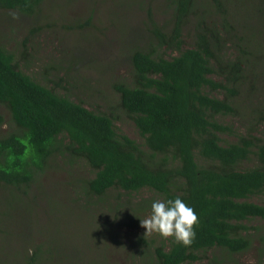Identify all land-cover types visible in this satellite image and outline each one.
<instances>
[{"label":"trees","instance_id":"1","mask_svg":"<svg viewBox=\"0 0 264 264\" xmlns=\"http://www.w3.org/2000/svg\"><path fill=\"white\" fill-rule=\"evenodd\" d=\"M166 2L169 20L154 23L147 40L117 59L131 66L130 78L112 84L108 110L76 98L77 84L95 85L73 75V63L62 77L31 72L20 63L30 54L27 39L20 49L0 41V127L8 124L0 132V183L10 188V204L47 171L64 170L81 183L91 215L112 216L117 229L138 225L153 200L179 196L198 216L191 243L142 234L125 248L128 264H242L237 256L256 240L264 264V226L251 225L264 220V202L253 200L264 194V0ZM43 3L0 0V9L35 16ZM243 10H250L244 20ZM250 22L260 26L258 37L243 32ZM170 49L177 53L167 56ZM120 113L140 140L120 131ZM235 125V139H224ZM80 161L93 173L82 177ZM110 190L118 191L113 199ZM143 190L153 195L130 199ZM101 232L115 231L108 225ZM37 258L34 249L27 264Z\"/></svg>","mask_w":264,"mask_h":264},{"label":"rangeland","instance_id":"2","mask_svg":"<svg viewBox=\"0 0 264 264\" xmlns=\"http://www.w3.org/2000/svg\"><path fill=\"white\" fill-rule=\"evenodd\" d=\"M164 3L167 4L166 0H44L35 16L0 9V41L20 49L27 39L23 48L26 56L30 54L20 63L26 69L29 65L31 72L44 69L53 78L62 77L73 63L71 73L77 78L84 77L88 85H95L89 88L83 82L77 84L76 98L84 99L87 104L103 105L108 110L110 105L114 107L110 101L114 99L112 84L130 78L131 66L123 60L117 63V59L127 57L137 40H147L148 30L154 28V23L162 26L169 20ZM250 10H243L242 20ZM89 18L90 23H85ZM241 28L250 36H259L260 26ZM88 32L91 34L85 36ZM168 51L167 56L177 53V50ZM55 64L62 68H47ZM3 109L0 104V112ZM221 121L238 123L227 116L221 117ZM117 124L121 132L140 140L130 117L120 113ZM233 127L234 133L223 134L224 139H235L239 126ZM4 129H8V124L0 127V132ZM61 163L59 160L58 164ZM76 167L82 177L93 173L83 161ZM37 183L26 194L15 192L10 204V188L0 183V264H27L34 249L38 252L35 264L129 263L131 250L128 252L125 248L133 246L142 234L147 235L141 223L123 224L117 229L112 216L110 221L94 218L81 183H75L74 177L64 170L53 171L50 176L47 171ZM152 193L143 190L138 195L132 193L130 199L139 201L151 197ZM114 194L118 191L110 190L107 195L113 199ZM120 194L125 198L124 191ZM253 200L264 202V194ZM108 225L115 232L111 236L104 234V239L102 232H98ZM251 225L264 226V220L254 219ZM259 241L256 240L250 252L238 255V261L259 264L260 256L255 249Z\"/></svg>","mask_w":264,"mask_h":264},{"label":"clouds","instance_id":"3","mask_svg":"<svg viewBox=\"0 0 264 264\" xmlns=\"http://www.w3.org/2000/svg\"><path fill=\"white\" fill-rule=\"evenodd\" d=\"M146 234L156 232L164 238L172 237L177 242L189 245L195 236L198 216L195 210L181 197L153 200L150 213L140 219Z\"/></svg>","mask_w":264,"mask_h":264}]
</instances>
